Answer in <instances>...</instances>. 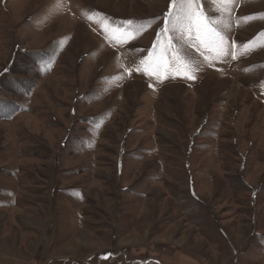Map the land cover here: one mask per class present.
I'll use <instances>...</instances> for the list:
<instances>
[{
    "label": "rangeland",
    "instance_id": "1",
    "mask_svg": "<svg viewBox=\"0 0 264 264\" xmlns=\"http://www.w3.org/2000/svg\"><path fill=\"white\" fill-rule=\"evenodd\" d=\"M58 2L0 0V264H264V0L163 82L171 0Z\"/></svg>",
    "mask_w": 264,
    "mask_h": 264
},
{
    "label": "snow or ice",
    "instance_id": "2",
    "mask_svg": "<svg viewBox=\"0 0 264 264\" xmlns=\"http://www.w3.org/2000/svg\"><path fill=\"white\" fill-rule=\"evenodd\" d=\"M61 3L62 0H59L57 7ZM233 3H235V0H223V5L227 11H230V9H227V5ZM170 9L163 17L164 26L160 29V35H158L157 42L151 50L153 53L158 54H150L148 57L141 59L140 63L146 65L145 74L155 76L157 80L163 82L164 79H167V75H162L161 68H167V61L164 60V56L168 55L174 68L184 69L187 78L195 79V76L190 73L197 69L190 67V62L186 61L185 56L181 55L180 47L173 44V40L177 39L183 45L197 47L198 50L206 48L209 51H217L220 55H226V37L215 26L216 22L206 16L205 11L202 10L201 0H171ZM85 15L89 20H92L96 14L91 12L85 13ZM261 18H264V15ZM243 19L247 22L253 18L243 17ZM150 24L151 22H145L137 25L129 20L124 22V25L117 30L123 32L124 38H132L142 33ZM224 27L228 28L230 25L226 24ZM169 33L176 35H169ZM244 47L248 48V45H244ZM233 58L236 57L233 56Z\"/></svg>",
    "mask_w": 264,
    "mask_h": 264
}]
</instances>
